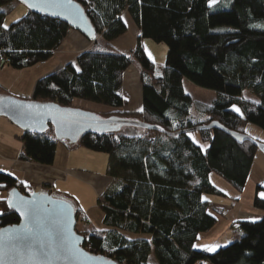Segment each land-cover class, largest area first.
Returning <instances> with one entry per match:
<instances>
[{"label":"trees","instance_id":"16d2710c","mask_svg":"<svg viewBox=\"0 0 264 264\" xmlns=\"http://www.w3.org/2000/svg\"><path fill=\"white\" fill-rule=\"evenodd\" d=\"M14 1L0 0V57L9 59L12 70L30 69L49 61L74 31L30 12L5 29L1 8ZM73 1L93 30L94 39L86 40L91 46L73 63L39 79L28 101L63 108H72L75 101L88 102L109 110L97 114L103 118L134 120L169 134L180 133L170 137L123 126L107 134H85L74 145L56 141L51 127L40 135L23 133L19 159L24 162L51 166L57 143L68 150L82 148L107 156L106 176L112 183L97 201L104 229L80 234L86 239L82 248L116 264H150L151 253L156 264H264L260 188L253 207L263 216L231 224L243 233L239 240L212 254L195 248L199 236L218 221L217 212L202 199L223 195L211 184L210 175L241 193L258 150L217 130L188 132L213 122L239 135L248 136L247 124L264 132V0H216L211 5L209 0ZM124 13L140 31L129 56L111 46L128 31ZM144 39L166 46L163 67H156L145 55ZM133 66L138 69L141 94L138 114L125 111L123 94L124 75ZM184 79L215 92L216 99L210 105L192 102L183 90ZM246 92L256 102L245 100ZM192 107L206 121H193ZM189 133H196L206 149L195 144ZM12 189L28 194L15 178L0 173V229L18 223L7 205ZM70 203L80 218L82 211ZM130 234L147 238L131 239L126 236Z\"/></svg>","mask_w":264,"mask_h":264},{"label":"crops","instance_id":"0c3cea01","mask_svg":"<svg viewBox=\"0 0 264 264\" xmlns=\"http://www.w3.org/2000/svg\"><path fill=\"white\" fill-rule=\"evenodd\" d=\"M139 36L140 31L137 28L134 32L135 41L138 40ZM136 43L137 42L134 44L132 42L130 47L133 48L136 46ZM146 43L147 42L144 40L141 42L145 52ZM60 47H64L62 55L57 54V57L54 56L49 61L33 68L38 69L39 67H43V70L47 71L44 76L46 77L63 68L67 64L73 63L72 60L81 52L89 49L90 45L89 42L78 33L70 32ZM69 54H71L70 57L65 56ZM48 64L49 66H46ZM21 70L23 69L12 70L9 67L0 70L1 93L7 92L10 78L13 77L17 79V77L21 75ZM42 76L41 78H43ZM38 78L41 79L40 77L35 79L38 80ZM35 79H33L32 85H35L37 82ZM123 94L126 96L129 107L131 105V98L125 90L123 91ZM138 94L140 98L138 107L141 110L140 87ZM22 135L23 132L21 130L12 125L7 119L0 117V173H6L15 178L19 184L26 189L27 193H32V190L38 187L40 193L50 194L53 192L55 196L69 200L74 203L75 207L77 206V208L82 211V216L84 217L81 216V220L84 218L85 222L87 220V223L92 221L98 224L97 220L103 223L102 216L95 217L96 219H94V221L91 218L88 219L85 208L86 206L91 205L89 204L90 200L88 201V198H86V194L96 197L98 201V198L111 187L112 180L106 176V157L100 155L96 156L98 154H94L93 152L82 148L68 150L64 146L58 145L51 166H40L34 163L24 162L19 159L23 150L20 141ZM23 182H26L27 186H25V183ZM248 182L254 189L255 193L253 191L252 199H250V201L247 200L244 203L239 199L237 203L229 206L232 211L235 204H237L236 207L242 206L243 208L236 212V217L232 215V223L236 221H257L263 216V213L260 210L253 207V196L255 197L257 188H260L257 193L258 196L264 199V156L259 152L254 156L246 185ZM86 202H88V205H86ZM212 206L217 209V214L221 217L219 209H221V207L224 208V206L215 203H213ZM77 231L79 232L78 229ZM239 236H241V234L233 236V241Z\"/></svg>","mask_w":264,"mask_h":264},{"label":"rangeland","instance_id":"374dc122","mask_svg":"<svg viewBox=\"0 0 264 264\" xmlns=\"http://www.w3.org/2000/svg\"><path fill=\"white\" fill-rule=\"evenodd\" d=\"M1 11L5 13L3 25H8V26L26 17L27 12H28L27 8L23 4H20L16 1L11 2L10 4L1 8ZM122 19L124 23L126 24L128 31L124 36L115 40L111 44V46L114 49H117L121 54L129 56L131 52L133 51V49L135 48V46L133 48L130 47L131 43L133 42L135 44V42H137V40L135 41V37H134V32L135 30H137V27L127 13L123 14ZM144 41L147 42L146 47H145L146 52L142 46L145 55L156 67H163L165 63L166 53H167L166 46L163 44H155L152 41L147 40V39H144ZM59 48H58L59 50H56L55 52H53V57L54 56L57 57V54L62 55L63 53L62 50L64 49V47H59ZM70 55L71 54L65 55V56L70 57ZM72 61L74 62L75 59H73ZM46 66H49V64ZM136 67L137 66L135 67L133 66L127 70V72L124 75V81H123V91L125 90L129 94V97L131 98L130 99L131 105L129 107H128L129 104L126 101L127 106L125 108V111H127L128 113L132 112L131 114H136V113L138 114L140 112L139 111L140 109L138 107V102L140 100L139 94H138V90H139L138 69ZM5 68H8V67H5ZM20 72H21L20 73L21 75H19L17 79L13 77L10 78L9 83H8L9 88L7 92H3V93L0 92V95H4L6 97H10V98L21 100V101H27V99H29L28 97H30L31 95V91L34 86L32 85L33 79L37 77L41 78L42 75H43L42 77L44 78L45 73H47L46 70H43V67H39L38 69L36 68L35 69L34 68L23 69ZM183 90L185 94L191 98L192 102L201 103L204 105H210L216 99V96H217L215 92L196 87L186 79L183 80ZM243 98L245 100L256 102L255 97H253L251 94L247 92L243 94ZM72 108L81 109L83 111H88L94 114H99V113L105 114L109 112V110L104 107L97 106L92 103L83 102V101H75L74 104L72 105ZM232 109L234 110L236 114H238L239 116H242L240 112V108L238 106H233ZM235 109H238L239 111H236ZM190 115H191L192 120L195 122L203 123L207 119V117L205 116L201 117L199 114H197L193 107L190 110ZM124 130H130V129L124 128ZM244 130L249 138L251 137V139L258 140L260 143L264 144V132L261 129H259L258 127L252 124H247L244 127ZM189 136L195 144L200 146L203 150L206 149L207 144L201 143L196 133H193ZM58 145L63 146L61 143H57L56 147ZM94 154H98L96 156H99V155L104 156L106 157V160L108 159L107 156L104 154H99V153H94ZM210 182L215 188L220 190L223 193V195H203L202 199L210 202V204L212 205L213 203L221 204L224 206V208L221 207V209H219L221 212L220 213L221 217L216 215L218 221H217V224L214 226V228L211 229L209 232L204 233L199 236L198 241L195 243V248L200 249V250H205L208 253L212 254L215 251H217L219 248L224 247L230 244L231 242H233V239H232L233 236H236L238 234H241V236L243 235V233L240 230L231 227L232 215L236 217L235 215L236 212H238L239 209H243V208L242 206L236 207L237 204H235L234 209L232 211V209L229 206H231L234 203H237L236 201H233L236 199L238 200L241 199V201L244 203L247 200L250 201V199H252V193L254 189L250 186V183L248 182L247 185H245L243 191L241 193H238L225 180L213 174L210 175ZM86 198H88V201L90 200L89 204H91L90 206H86L85 208L86 214L88 215V219L91 218L94 221V219H96L95 217L102 216L103 218L104 214H103L101 207L99 206L97 202L96 197H92L91 195L86 194ZM253 199H254V196H253ZM87 203L88 202H86V205H88ZM212 205H211V208L217 212V209L214 208ZM76 218H77V223H78L76 224L77 225L76 231L77 229L79 230V232L77 231L79 235L86 234L87 232H90L92 229L100 230L104 228L103 223L99 222V220H97L98 221V224H97L96 222L94 223L92 221H90L91 223L84 222L81 220V217L80 218L76 217ZM93 223L95 224V226ZM126 236L128 238L130 237L131 239H139L141 237L147 238V236L132 235V234L126 235ZM241 236L236 238V240H239ZM213 248L214 250H210ZM149 263L156 264L153 253H151L149 257ZM198 264H208V263L201 262Z\"/></svg>","mask_w":264,"mask_h":264},{"label":"water","instance_id":"95a60500","mask_svg":"<svg viewBox=\"0 0 264 264\" xmlns=\"http://www.w3.org/2000/svg\"><path fill=\"white\" fill-rule=\"evenodd\" d=\"M15 1L23 4L30 13L66 24L67 27L80 34L86 40L92 41L94 39L93 30L83 9L73 0H71V4L62 3L60 7L49 8L47 11H41L37 8L30 9L25 3L22 2V0ZM33 2H35V0H33ZM0 98H3L0 99V117L7 119L12 125L17 127L23 133L40 135L47 132L51 127L56 141H66L71 145L76 144L78 140L85 134H107L116 132L123 126L157 131L170 137L180 135V133L169 134L160 128L151 127L134 120L103 118L88 111L73 108H63L54 103H34L31 101H21L6 96H0ZM22 105H32L33 107L21 108L20 106ZM25 113H31V115H25ZM210 130L223 132L229 137H232L237 142H249L264 155V144L257 142L248 136L229 132L218 123L213 122L207 126L197 127L188 132ZM13 191L14 195H11L10 197V194H12ZM9 197L13 201L18 200L19 198H23L25 200H37L41 203L44 209L54 210L58 214V219L62 225L66 226L67 231L70 233V240L75 244L78 254L67 262L58 261L55 262V264H116L112 260L105 257L91 255L82 248L86 242V239L77 233V218L75 215L74 206L64 198L40 192L22 194L18 189L10 190L7 194V200ZM63 201H67V203L71 205L70 211L67 210L62 204ZM7 205L9 207L8 202ZM10 209L14 211L18 219V223L12 226L21 225V223L24 221V218L14 208Z\"/></svg>","mask_w":264,"mask_h":264},{"label":"snow or ice","instance_id":"6c2138e0","mask_svg":"<svg viewBox=\"0 0 264 264\" xmlns=\"http://www.w3.org/2000/svg\"><path fill=\"white\" fill-rule=\"evenodd\" d=\"M22 2L30 9L37 8L41 11L60 7L62 3L71 4V0H35V2L22 0ZM215 2L216 0H209L210 5ZM2 27L7 29L8 25ZM23 183L27 186L26 182ZM11 195H14V191L10 197ZM10 197L7 200L9 207L19 212L24 221L19 226L0 229V264H55L58 261L67 262L78 254L75 244L70 240V233L66 226L61 224L54 210L44 209L37 200L19 198L13 201ZM62 204L67 210H71V205L67 201H63Z\"/></svg>","mask_w":264,"mask_h":264},{"label":"built area","instance_id":"2783aa9c","mask_svg":"<svg viewBox=\"0 0 264 264\" xmlns=\"http://www.w3.org/2000/svg\"><path fill=\"white\" fill-rule=\"evenodd\" d=\"M10 64V61L8 58H4V57H0V69H4L5 67H8V65ZM33 193H38L39 189L38 188H34L32 190Z\"/></svg>","mask_w":264,"mask_h":264}]
</instances>
